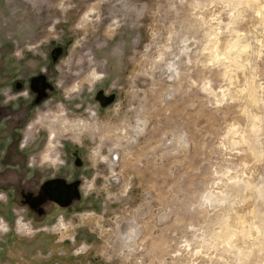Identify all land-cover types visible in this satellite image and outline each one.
I'll return each mask as SVG.
<instances>
[{"label": "rangeland", "instance_id": "374dc122", "mask_svg": "<svg viewBox=\"0 0 264 264\" xmlns=\"http://www.w3.org/2000/svg\"><path fill=\"white\" fill-rule=\"evenodd\" d=\"M0 264H264V0H0Z\"/></svg>", "mask_w": 264, "mask_h": 264}, {"label": "flooded vegetation", "instance_id": "af4514ba", "mask_svg": "<svg viewBox=\"0 0 264 264\" xmlns=\"http://www.w3.org/2000/svg\"><path fill=\"white\" fill-rule=\"evenodd\" d=\"M54 189H55V188H54ZM60 193H61L60 191H57V193H54V196H55V197H59V198H61V197H60Z\"/></svg>", "mask_w": 264, "mask_h": 264}, {"label": "bare ground", "instance_id": "6f19581e", "mask_svg": "<svg viewBox=\"0 0 264 264\" xmlns=\"http://www.w3.org/2000/svg\"><path fill=\"white\" fill-rule=\"evenodd\" d=\"M235 1H238V0H235ZM253 1H254V0H253ZM246 2H247V1H246ZM231 44H232V43H228V44H227V49H228V50L230 49V46H232ZM237 226H238V224H237Z\"/></svg>", "mask_w": 264, "mask_h": 264}]
</instances>
